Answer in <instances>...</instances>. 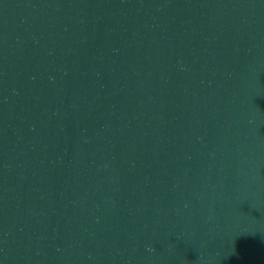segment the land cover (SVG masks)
Here are the masks:
<instances>
[{"label": "water", "instance_id": "1", "mask_svg": "<svg viewBox=\"0 0 264 264\" xmlns=\"http://www.w3.org/2000/svg\"><path fill=\"white\" fill-rule=\"evenodd\" d=\"M0 264H264V0H0Z\"/></svg>", "mask_w": 264, "mask_h": 264}]
</instances>
